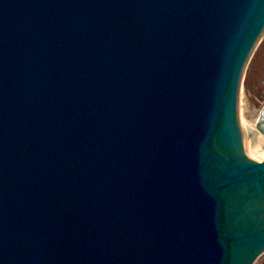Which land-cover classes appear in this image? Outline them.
Returning a JSON list of instances; mask_svg holds the SVG:
<instances>
[{
  "label": "water",
  "instance_id": "1",
  "mask_svg": "<svg viewBox=\"0 0 264 264\" xmlns=\"http://www.w3.org/2000/svg\"><path fill=\"white\" fill-rule=\"evenodd\" d=\"M263 30L264 0H0V264H250Z\"/></svg>",
  "mask_w": 264,
  "mask_h": 264
},
{
  "label": "rangeland",
  "instance_id": "2",
  "mask_svg": "<svg viewBox=\"0 0 264 264\" xmlns=\"http://www.w3.org/2000/svg\"><path fill=\"white\" fill-rule=\"evenodd\" d=\"M262 107H264V38L253 54L243 76L239 94V116L242 123L246 120L254 125ZM252 134L261 147V135L255 128ZM252 151L255 155L262 153L261 148ZM254 264H264V254Z\"/></svg>",
  "mask_w": 264,
  "mask_h": 264
},
{
  "label": "bare ground",
  "instance_id": "3",
  "mask_svg": "<svg viewBox=\"0 0 264 264\" xmlns=\"http://www.w3.org/2000/svg\"><path fill=\"white\" fill-rule=\"evenodd\" d=\"M240 121H241L242 126H245V128H250V131H252L253 123H249L246 120H244L243 123H242V120H240ZM257 148H261L259 141L257 139H255L253 141H248L247 152H248L249 156H251L252 158H254L257 161H260L262 156H263V153H261L259 155H255L254 152L252 151V150H256Z\"/></svg>",
  "mask_w": 264,
  "mask_h": 264
}]
</instances>
